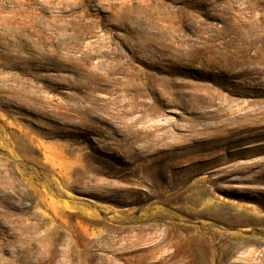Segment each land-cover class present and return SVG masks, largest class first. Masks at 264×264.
<instances>
[{"label":"rangeland","instance_id":"374dc122","mask_svg":"<svg viewBox=\"0 0 264 264\" xmlns=\"http://www.w3.org/2000/svg\"><path fill=\"white\" fill-rule=\"evenodd\" d=\"M0 264H264V0H0Z\"/></svg>","mask_w":264,"mask_h":264}]
</instances>
